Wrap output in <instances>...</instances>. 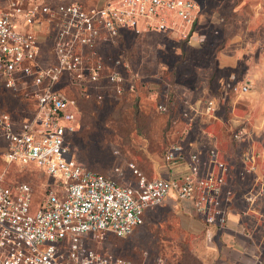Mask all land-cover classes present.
<instances>
[{"label": "built area", "instance_id": "2783aa9c", "mask_svg": "<svg viewBox=\"0 0 264 264\" xmlns=\"http://www.w3.org/2000/svg\"><path fill=\"white\" fill-rule=\"evenodd\" d=\"M200 6L196 0H117L115 3L85 6L80 1L50 5L38 0H7L0 10V79L14 92L36 102L31 117L18 121L9 112H0V151L5 161L35 163L52 182L45 198L35 205L32 182L7 183L0 172V264H147L95 248L90 239L99 233L131 234L144 222L146 212L176 195L192 203L208 225L223 231L231 228L227 201L232 197L230 166L217 147L208 149L207 171L202 170L198 151H188L183 141L199 115L215 117L219 101L214 95L202 105L192 100L181 83L170 84L159 104L170 115L173 130L180 119L190 122L170 141L164 153L168 176L123 183L112 175L86 167L72 154V139L79 127L77 96L66 91L63 80L80 96L102 97L101 83L121 94L136 87L138 79L160 77L159 72L143 74L134 69L125 55L113 58L100 52L102 43H116L125 30L137 34L177 32L183 39L199 35ZM55 23L54 56L50 63L39 60L41 45L34 25L39 18ZM250 80L236 83L232 91H250ZM182 103L180 114L170 100ZM246 121L235 118L232 139L246 141ZM264 156V152L261 153ZM260 154L244 150L243 176L252 181L243 192L246 206L242 215H251L257 230L240 232L257 249L241 250L251 264H264V211L259 201L264 195V169ZM116 170H120L119 167ZM234 239L232 246L238 244ZM150 264H166L160 257Z\"/></svg>", "mask_w": 264, "mask_h": 264}, {"label": "rangeland", "instance_id": "374dc122", "mask_svg": "<svg viewBox=\"0 0 264 264\" xmlns=\"http://www.w3.org/2000/svg\"><path fill=\"white\" fill-rule=\"evenodd\" d=\"M250 24V19L248 21L247 18L208 17L204 30L191 39L210 44V47L200 50L187 48L190 40L183 39L177 32L155 31L137 34L125 30L116 43H102L100 52L103 56L113 58L125 55L134 69L145 75L159 72L163 78L155 76L138 79L134 90L126 84L127 89L121 94L113 91L107 81H103L101 98L96 95L80 98L77 95L80 119L79 129L71 143L73 156L86 167L110 174L123 183H136L140 174L148 178L160 176L166 169L164 153L167 145L176 139L190 122L188 118H181L171 130L170 115L162 112L159 107V104L165 101L164 93L168 90L167 87L178 82L193 90L194 97L203 95L204 87L208 89L206 93L209 94H220L221 90H227V95L232 96V86L243 82L249 72V76H255L256 81L250 88L251 95L243 100L249 106H252L254 100L257 101V108L252 112L247 108L236 111L243 116L247 115L245 111L251 112L249 119H242L248 120L250 127L252 124L258 127L255 131L250 128L252 134L246 142L256 141L257 146L264 149V31L252 37L254 41H260L259 48L253 52L254 56L259 57L256 63L250 65L244 58L239 60V65L235 67L219 70L216 64L212 63L215 55L226 43L228 29L234 27L241 30L251 27ZM212 45H215V48ZM44 49L43 62H52L51 39L47 41ZM196 63L200 69L199 73L196 68H191ZM216 75H223L224 82L215 80ZM205 76L210 77L207 83H204ZM61 86L76 95V89L65 80ZM221 102V106L225 108L220 110L218 116L228 121L232 117L229 99H223ZM173 104L175 109L182 111L183 105L179 99H173ZM36 106L34 99L8 89L0 79V112H9L20 121L31 117ZM227 131L231 138V130ZM117 167L120 170L117 171ZM0 172L4 174L7 183L22 180L32 182L35 205L44 200L45 188L53 181L52 177L35 163L21 165L5 161L1 151ZM252 176L251 174L242 181L235 179L234 182L243 184V188L248 187ZM242 203V207H245L246 202ZM262 206L264 209V201ZM240 231L233 226L221 231L208 225L191 202L173 195L149 209L144 222L131 234L120 236L113 232L99 233L89 241L97 249L137 263L150 264L162 257L166 264H251V260L246 258L247 254L241 250L239 242L232 246L237 236L243 237ZM256 237L259 238V235Z\"/></svg>", "mask_w": 264, "mask_h": 264}, {"label": "crops", "instance_id": "0c3cea01", "mask_svg": "<svg viewBox=\"0 0 264 264\" xmlns=\"http://www.w3.org/2000/svg\"><path fill=\"white\" fill-rule=\"evenodd\" d=\"M41 3H47L50 5H57L59 3H65V2H71V1H80L85 6L90 7L93 5H102V4H108V3H115L117 0H38ZM199 3L200 6V16H199V33L201 30H204L206 19H216L220 16H230L235 19H244L247 18L248 21L250 19V26L251 27H245L240 30V28H234L228 29L227 33V40L223 48H221L220 51L215 55V60L212 62L216 64V68L224 69L227 67H235L239 65V60L245 58V62L251 64L256 63L257 56L253 55V52L259 48V40L256 41L253 40L252 37H254L257 33V36L259 33H262L264 31V0H196ZM216 3V4H209V3ZM7 0H0V10L6 5ZM34 29L37 31L39 36V41L41 45V53L39 55V60L43 62V50L47 41L49 39L52 40V44L54 45V34H55V23L49 22L46 20V18H39V21L34 25ZM201 35V34H200ZM199 39V38H198ZM187 48H194V49H206L210 47V44H205L201 41H194L190 40L189 43H187ZM213 48H215V45H212ZM261 47L263 45L261 44ZM53 61L55 60L54 56V46H53V52H52ZM52 61V62H53ZM197 62V61H195ZM48 63V62H47ZM245 63L246 65H248ZM196 64H193L192 67L196 68L197 72H200V69ZM195 65V66H194ZM213 65V64H212ZM212 67H210L211 69ZM230 71V70H229ZM194 72V69H193ZM210 71L208 70V73ZM212 73V72H211ZM250 73V72H249ZM249 73L246 74V77L243 79L245 81L250 80L251 84L256 81L255 76L253 74V78L249 76ZM215 80L218 82L222 81L224 82L225 78L224 76L216 75ZM220 80V81H219ZM210 81L209 76H205V82L207 83ZM182 84V83H181ZM188 89V92L190 93V96L192 100H194L197 104L202 105L204 100L209 95H214L218 101H219V109L215 117H209L207 115H199L196 117L195 122L192 124V127L190 128L189 132L184 135L183 141L185 143V146L188 151H198L201 155L202 159V170L207 171L208 169V161H207V152L210 147H217L223 157L226 159L230 166V175H229V185L227 189H232V197L230 200L227 201V207L230 210L231 214V227H236L237 229L242 230L244 227L252 228L257 230V235H259V224L255 222V219L251 215H242L241 212L243 211V192L246 190V187L243 188V184H235L234 180L242 181V179H245L246 177L250 176L251 173L245 174V176L242 175L243 167L242 166V160L241 155L244 152V150L249 149L250 151L260 154L258 157L259 167L260 169H264V156H262V152H264V149L257 146L256 141H242V142H236L232 139V136L230 138V135L228 136V129L231 130L235 118H245L249 119L251 112L253 109H256L257 101H253L252 106H249L245 103L243 100L246 97H249V92L239 95L232 91L231 95H227L228 91L221 90L220 94H209L206 93L208 91L207 88H203L204 94L199 97H194L192 95L193 90L189 89L186 85L182 84ZM221 89V88H220ZM247 94V96H246ZM251 95V94H250ZM221 98V99H220ZM229 99L230 105H229V111L232 117L228 119H223L218 116L220 113V110L222 108H225L221 106L222 102L221 100ZM227 101V100H226ZM171 107L174 112L177 114H180V110L175 109V106L173 102H171ZM251 110V112H246L247 115H239L236 110ZM254 111V110H253ZM248 121V120H247ZM246 121L245 125L248 129V136L252 134L251 129L255 131V128L258 127L256 124H252L250 127V124ZM229 123L230 126L227 124ZM251 128V129H250ZM79 129V127H78ZM78 131V130H77ZM76 134V133H75ZM231 134V132H230ZM240 145H242L240 147ZM75 157V156H74ZM80 161V160H79ZM249 174V175H248ZM169 171L168 169H164L163 174L160 176H168ZM263 201H264V195H262L259 204L263 209ZM233 216H235L233 218ZM243 237L237 236V240L240 243V246L246 245L248 246L249 251H255L257 249L256 241L252 242L249 241L248 238L244 235ZM255 236V237H256ZM260 239V238H259ZM246 258L251 260V257L248 253H246Z\"/></svg>", "mask_w": 264, "mask_h": 264}, {"label": "trees", "instance_id": "16d2710c", "mask_svg": "<svg viewBox=\"0 0 264 264\" xmlns=\"http://www.w3.org/2000/svg\"><path fill=\"white\" fill-rule=\"evenodd\" d=\"M77 95H78V94L76 93V96H77ZM79 97H80V98H82V97H83V98H89V97H84V96H80V95H79ZM77 98H78V97H77ZM77 103H78V107H79V102L77 101ZM79 109H80V108H79ZM76 133H77V132H76Z\"/></svg>", "mask_w": 264, "mask_h": 264}]
</instances>
